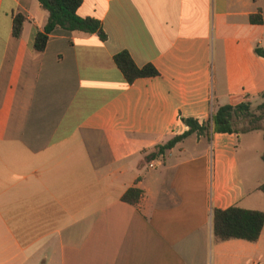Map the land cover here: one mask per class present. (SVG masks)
<instances>
[{
  "label": "crops",
  "instance_id": "obj_1",
  "mask_svg": "<svg viewBox=\"0 0 264 264\" xmlns=\"http://www.w3.org/2000/svg\"><path fill=\"white\" fill-rule=\"evenodd\" d=\"M78 16L107 41L57 30L39 54L48 12L0 0V264H264V229L256 243L213 233L215 210L264 213V150L250 181L235 134L192 135L159 168L146 161L189 131L184 119L261 104L264 0H83ZM122 52L159 76L129 85ZM256 132L246 144L264 141ZM135 187L141 201L123 202Z\"/></svg>",
  "mask_w": 264,
  "mask_h": 264
},
{
  "label": "trees",
  "instance_id": "obj_2",
  "mask_svg": "<svg viewBox=\"0 0 264 264\" xmlns=\"http://www.w3.org/2000/svg\"><path fill=\"white\" fill-rule=\"evenodd\" d=\"M41 8L48 12L49 18L43 31L39 32L35 39V51L44 53L50 36L57 30L70 33H83L97 35L102 42L107 41L99 21L92 18H81L78 10L83 0H37ZM27 19L18 15L13 22V36L21 38L24 25ZM252 23H261L258 16L251 18ZM256 54L264 58V49L256 48ZM114 63L123 74L126 82L131 85L140 79L157 78L159 72L153 65L139 68L128 52H122L114 57ZM261 104L252 109L250 103H243L238 106H223L212 113L211 119L200 124L195 119H184L183 122L189 131L183 136L175 137L165 145L157 147V150L146 157V161L162 160L165 163L168 152L173 150L179 143L192 135L207 137L209 140L215 134H248L256 131H264V94L261 95ZM264 162V153L262 156ZM259 190L264 194V183ZM143 198V191L132 188L126 192L122 201L137 205ZM264 229V213L250 211L238 206L227 210H215L213 212V233L218 243L231 240H242L249 243L259 241Z\"/></svg>",
  "mask_w": 264,
  "mask_h": 264
},
{
  "label": "rangeland",
  "instance_id": "obj_3",
  "mask_svg": "<svg viewBox=\"0 0 264 264\" xmlns=\"http://www.w3.org/2000/svg\"><path fill=\"white\" fill-rule=\"evenodd\" d=\"M261 102H262V100H261ZM244 136H245V134H242V133L239 134V136H238L239 137L238 154L242 158V162H243L242 163V168L244 169V172L248 175L247 178L250 181L251 180L250 176H249L250 165H249V168H248L249 162H247V161H249V159H252L254 161H258L259 160V152L264 150V141L260 143V142H258L256 140H253L250 144H246ZM183 147H185V149L188 152H192L193 150H195L194 149L195 147H194V145H193L191 140H188L186 143H184ZM245 156H248V157H245ZM246 166H247V168H246ZM149 172H153V171H146V173H149ZM153 173H155V172H153ZM157 173H159V174L163 173V170H160ZM255 177H258V176H256V173H255Z\"/></svg>",
  "mask_w": 264,
  "mask_h": 264
},
{
  "label": "built area",
  "instance_id": "obj_4",
  "mask_svg": "<svg viewBox=\"0 0 264 264\" xmlns=\"http://www.w3.org/2000/svg\"><path fill=\"white\" fill-rule=\"evenodd\" d=\"M160 167V163L158 162H151L149 165V168L151 169H155V168H159Z\"/></svg>",
  "mask_w": 264,
  "mask_h": 264
}]
</instances>
